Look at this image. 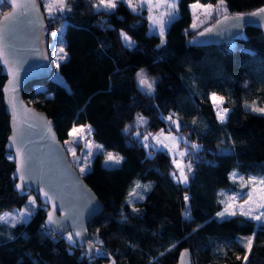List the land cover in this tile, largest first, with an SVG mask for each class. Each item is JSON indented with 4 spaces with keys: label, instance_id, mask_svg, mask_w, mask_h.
Masks as SVG:
<instances>
[{
    "label": "trees",
    "instance_id": "trees-1",
    "mask_svg": "<svg viewBox=\"0 0 264 264\" xmlns=\"http://www.w3.org/2000/svg\"><path fill=\"white\" fill-rule=\"evenodd\" d=\"M39 1L51 73L27 82L22 97L52 120L63 144L73 126H90L92 139L102 147L80 175L103 210L88 223L92 255L44 227L47 207L32 193L15 189L13 157L3 148L10 131L4 110L0 213L26 209L32 215L27 222L0 223V264H173L183 248L190 253L189 264H264V224L254 231L249 251L218 217L224 208L222 192L239 189L232 172L264 177V113L251 110L264 108V34L247 26L238 37L217 45H195L189 4L218 0H178V15L167 25L163 44L161 36L148 33L145 11L135 13L123 2L112 11H95V0H65L63 12L47 16ZM223 1L226 14L264 8V0ZM8 8L0 5V16ZM61 25L67 59L57 67L52 51ZM121 32L134 47L125 46ZM141 70L151 90H142ZM212 92L222 95L230 108L223 122L214 115ZM170 113L200 146L187 154L189 160L196 156L187 185L174 180L164 149L146 147L140 140L165 131L162 116ZM104 152L123 159L110 164ZM136 184L145 192L131 205ZM230 222L236 227L255 224L241 215Z\"/></svg>",
    "mask_w": 264,
    "mask_h": 264
},
{
    "label": "water",
    "instance_id": "water-1",
    "mask_svg": "<svg viewBox=\"0 0 264 264\" xmlns=\"http://www.w3.org/2000/svg\"><path fill=\"white\" fill-rule=\"evenodd\" d=\"M17 3H34L35 8H17L9 0L6 3L8 10L0 16V28L4 29V55L0 57V73L5 77L0 91L10 130L3 148L13 157L12 178L16 180V185L21 183L17 173L19 161H25L22 170L25 176L23 188L15 186V189L32 193L38 197L41 205L47 207L44 218L46 229L60 235L71 234L76 246L83 247L92 255L94 245L88 240V223L103 210V204L72 164L52 120L22 97L27 82L47 77L51 73V63L45 37V15L40 1L17 0ZM260 10L225 14L201 32L203 34L194 36L193 43L198 46L217 45L238 37L247 26L255 27L264 34V12ZM6 15L17 18L14 22L6 21ZM5 60L8 63H4ZM14 136L21 141L18 147L23 157H17L16 147L9 146ZM52 184L55 185L54 190L50 187ZM45 192H49L55 201V209L44 196ZM49 212L58 221L57 224L48 223ZM76 232H80V236L77 237ZM189 262L190 253L183 248L173 264Z\"/></svg>",
    "mask_w": 264,
    "mask_h": 264
},
{
    "label": "rangeland",
    "instance_id": "rangeland-1",
    "mask_svg": "<svg viewBox=\"0 0 264 264\" xmlns=\"http://www.w3.org/2000/svg\"><path fill=\"white\" fill-rule=\"evenodd\" d=\"M43 9L47 16H52L53 14L60 12L57 11L58 5H54L52 8L51 14L48 11V5L53 3V0H42ZM118 2L125 3L131 11L135 13H140L145 11V16L147 19L148 25V33H154L159 35V29L161 24L164 25V34L167 25L177 17V3L178 0H116V5ZM174 5V6H173ZM196 5V7H193ZM211 5V7H208ZM99 6V7H98ZM65 8V6H64ZM114 8H105L100 5V0H95L94 10L95 11H112ZM189 10L191 13V23L190 30L193 32V36L191 37V41L194 36L205 31L209 28L212 23V14L216 15L217 18L226 14L227 10L224 6V1L218 0L216 3H202L199 1H194L189 4ZM195 25V27H193ZM63 32L64 25H61L57 31L56 35V43L53 48V57L57 61L56 52L60 47H63L58 40V36ZM122 33V32H121ZM124 33V32H123ZM126 34V33H125ZM127 35V34H126ZM128 36V35H127ZM160 36V35H159ZM129 37V36H128ZM130 38V37H129ZM164 38V36H163ZM123 40V39H122ZM64 41V37H63ZM124 41V40H123ZM130 42L134 41L130 38ZM64 43V42H63ZM125 43V42H124ZM52 77L56 80H60L61 78L57 72L52 73ZM5 78L0 77V85L4 81ZM148 80V79H147ZM4 111L3 103H2V94L0 91V116ZM171 116L172 120H175L179 123L180 121L178 117L172 113L163 115L162 118L166 122V130L159 132H150L142 136L140 139L142 144L153 146V148L164 149L168 155L170 156L171 163L173 165V173H176V176L179 177L181 171L184 172L185 175L188 176V163L186 162L187 154L191 150H195L190 146L195 144L192 142L186 134L181 130V125L177 128L175 123L168 120L167 118ZM73 128L78 129L77 133H73L72 135H68V139L64 142V147L69 155V158L74 165V167L78 170L79 174H83L89 168L92 157L101 151V147L98 148L99 145L95 142L91 137V131H89V125H75L72 127L69 133L72 132ZM177 137L175 141L171 139V137ZM147 137V140L144 139ZM167 138V139H166ZM160 141V142H158ZM185 141L187 143H185ZM167 145V147H165ZM100 146V145H99ZM146 146V147H148ZM75 153V155L73 154ZM180 152H185L186 155L181 157L179 155ZM110 152H104L106 161L110 164L114 163L113 161L108 160L107 154ZM81 166L85 167V171L81 172ZM231 178L236 179L239 183V189L236 192L226 191L222 192V200L224 203V208L219 213H224L223 216L218 215L222 224L229 226L237 235H239V241H243V244H247V239L252 237L254 231L258 226L264 224V217L261 218V221H257L252 219V216L259 215L261 212H264V207H262L263 197H264V177H250L245 176L243 174H235L231 173ZM189 179V176H188ZM177 181V179L174 178ZM182 185L184 183L180 182ZM140 187L137 188L136 186ZM144 187L142 184H136L130 194L129 202L131 201V205H135L142 199L138 198L144 195ZM33 199L29 197L28 201H32ZM33 206L34 204H30ZM235 215H241L247 218L252 219L255 224L253 226H242L236 227L230 222V218L233 217L232 213ZM20 213H28L25 209H21L17 211L15 214H6V212H1L0 217H7V219L0 221V223H6L9 225H13L17 220H21ZM242 213H248L244 215ZM69 233H65L64 237L67 239ZM68 240V239H67ZM69 241V240H68ZM70 242V241H69ZM71 243H75L74 240Z\"/></svg>",
    "mask_w": 264,
    "mask_h": 264
},
{
    "label": "snow or ice",
    "instance_id": "snow-or-ice-1",
    "mask_svg": "<svg viewBox=\"0 0 264 264\" xmlns=\"http://www.w3.org/2000/svg\"><path fill=\"white\" fill-rule=\"evenodd\" d=\"M8 2H9V0H0V5L6 4ZM221 2H223V0H221ZM11 3L14 6H16L17 8H22V9H27L29 7L35 8V4L34 3L33 4H30V5H28V4L20 5V4L17 3V0H11ZM54 5H58L59 6L57 8V11L63 12L64 11L65 0H53V3L48 5V11H49L50 14L52 12V8H53ZM100 5L104 6L105 8H109V9L110 8H115L116 7V0H100ZM193 7H196V5H193ZM208 7H211V5H208ZM68 11H71V9L69 8ZM260 12H264V9H261ZM253 15H257V13H254ZM16 18L17 17H9L7 15L5 16V20L6 21H11V22H14ZM193 27H195V25H193ZM208 31L210 32V31H212V29H208ZM201 34H203V33H201ZM159 35L162 38L161 39V44H163L164 43V40H163V36H164V25L163 24H161V26H160ZM121 37L124 40L126 47H129V48L134 47V44L130 42V38L125 33L122 32L121 33ZM58 40H59V42L61 44H63L64 41H63V32H62V30H61L60 35L58 36ZM3 41H4V29L3 28H0V57H2L4 55ZM55 55H56V58H57V67H59V62L61 60H66L67 59V53L65 52V50H64L63 47H60L58 49V51L56 52ZM4 63H8V61L5 60ZM137 76H138L139 84H140L142 90L148 91V90H151L152 89V83H150L145 78V74H144L143 70H141L140 72H138L137 73ZM13 91H14V89H13ZM211 99L215 102V101L220 100L222 98L217 97L215 95V93H213L212 96H211ZM13 100H14V97H13ZM251 110L252 111H259L261 113H264V108H252ZM224 111H225V113L227 112L226 109ZM217 115H218V118L221 120V122H223L224 119H225V115H222L219 112L217 113ZM167 119L170 120V121H172V123H175L176 126H177V128H179V126H180L179 123L177 121H175V120H172V117L171 116H169ZM140 120H141V122H143V118H140ZM78 131H79L78 129L73 128L72 132L69 133V135H72L73 133H77ZM89 131H91L90 126H89ZM139 135L140 134L137 133V136H139ZM144 139L147 140V137H144ZM171 139L173 141H175L177 139V137L173 136V137H171ZM20 142L21 141L18 140V138L16 136H14V137L11 138V144L9 145L10 147H14V146L16 147V156L17 157H23V153L21 152L20 148L18 147V144ZM158 142H160V141H158ZM185 143H187V142L185 141ZM145 146H148V145H145ZM97 147L100 148L102 146H99L98 145ZM165 147H167V145H165ZM191 147L193 149H195L197 152L200 150V146L197 145V144H192ZM73 154L75 155L74 152H73ZM179 155L181 157H183L184 155H186V153L185 152H180ZM107 156H108V160L113 161L116 164H119L122 161V159H123V157L116 156L113 153H108ZM30 160H31V156L29 155L28 156V161H30ZM19 165L20 166L17 168V173L19 174L18 175V178L20 179L21 183L20 184H17L16 187L18 189H22L23 188V181L25 179V176H24L22 170L25 168V161L23 159H21L19 161ZM188 169H189V171L191 170V162L190 161L188 163ZM28 170H29V172L31 171L30 167L28 168ZM80 171L81 172H84L85 171V167L81 166ZM171 175L175 179H177L178 182H182L185 185L188 184V176L185 175L183 171H181L179 177L176 176V173H172ZM50 187H52L53 190H54L55 185L52 184V185H50ZM136 187L139 188L140 186L137 185ZM44 196L47 198V201L51 203L53 209H55V207H56L55 201L52 199V196L49 195V192H45L44 193ZM138 198L142 199L143 197L140 196ZM184 199H185V201H187L189 199V197L188 196H185ZM34 203H35V200L30 201V204H34ZM129 203H131V201ZM262 207H264V205H262ZM133 211H137V209H133ZM242 214L247 215L248 213H242ZM19 215H20V218H21V220L23 222H27V219L31 217L32 213L31 212H28V213H20ZM189 215H190V213H186V216H189ZM218 215L223 216L224 213H219ZM232 215H235V213L233 212ZM262 217H264V212H261L259 215L252 216L251 218L254 219V220H257V221H261V218ZM5 219H7V217H0V221H3ZM48 223L49 224H52V225L58 223V221L53 218V214L51 212L48 213ZM75 235L77 237L80 236V232H76ZM67 239L70 242H73V237H72L71 234L67 237ZM246 239H247V244H244L243 246L250 251L251 250V245H252L253 237H249V238H246ZM241 243L243 244V241H241ZM91 250L92 249H90V251ZM244 259H245V261H247V256H245ZM113 264H115V262H113Z\"/></svg>",
    "mask_w": 264,
    "mask_h": 264
},
{
    "label": "built area",
    "instance_id": "built-area-1",
    "mask_svg": "<svg viewBox=\"0 0 264 264\" xmlns=\"http://www.w3.org/2000/svg\"><path fill=\"white\" fill-rule=\"evenodd\" d=\"M213 93H215V92L210 93V95H209V101H210V103H211V105H212L213 112H214V115L216 116V119H217V120H220V119L218 118L217 113L219 112L220 114L226 116L230 108H229L228 106L225 105V100H224L223 96L220 95V94H218V93H215V95H216L217 97H219V98H222V99L217 100V101L214 102V101L211 99V96H212ZM225 109L227 110L226 113H225V111H224ZM188 158H189V157L187 156L186 161H187V162H189V161L191 162L192 160H194V159L196 158V156H195V155H192V156L190 157V160H189ZM204 161L207 162V159L204 158Z\"/></svg>",
    "mask_w": 264,
    "mask_h": 264
}]
</instances>
